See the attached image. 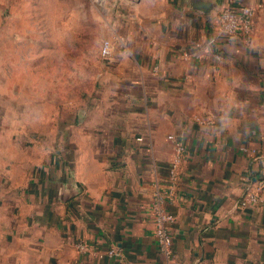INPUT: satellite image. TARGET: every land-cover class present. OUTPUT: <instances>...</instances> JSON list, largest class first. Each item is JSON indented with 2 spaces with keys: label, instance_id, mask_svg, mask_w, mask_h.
Instances as JSON below:
<instances>
[{
  "label": "crops",
  "instance_id": "0c3cea01",
  "mask_svg": "<svg viewBox=\"0 0 264 264\" xmlns=\"http://www.w3.org/2000/svg\"><path fill=\"white\" fill-rule=\"evenodd\" d=\"M188 1L111 3L113 54L96 49L70 107L66 78L57 102L0 101V264H163L156 198L175 218L174 264H264V189L239 205L264 180V0ZM225 5L254 9L250 36L220 33ZM169 135L185 147L173 182Z\"/></svg>",
  "mask_w": 264,
  "mask_h": 264
},
{
  "label": "rangeland",
  "instance_id": "374dc122",
  "mask_svg": "<svg viewBox=\"0 0 264 264\" xmlns=\"http://www.w3.org/2000/svg\"><path fill=\"white\" fill-rule=\"evenodd\" d=\"M111 2H131L150 11L167 5V0ZM105 18L90 0H0V101L11 102L12 92L19 91L25 103L33 98L57 102L53 89L63 78L69 107L76 97L85 99L89 83L80 84L104 39ZM33 87L34 93L29 89Z\"/></svg>",
  "mask_w": 264,
  "mask_h": 264
},
{
  "label": "built area",
  "instance_id": "2783aa9c",
  "mask_svg": "<svg viewBox=\"0 0 264 264\" xmlns=\"http://www.w3.org/2000/svg\"><path fill=\"white\" fill-rule=\"evenodd\" d=\"M93 5L97 6L100 11L105 14L107 7L112 3L111 0H90ZM254 25V9L249 6H242L240 8L231 5H225L218 15L219 31L223 35L235 36L243 35L250 36L253 32ZM114 41L111 38H105L100 44V57L109 58L113 54L115 48ZM198 48V46H196ZM183 59H187L188 55L184 54ZM214 58L219 61L220 56L214 55ZM174 144L175 154L168 167V176L171 182L175 180L178 166L181 163L185 147L182 142L172 135L168 136ZM264 189V180H258L249 185L243 196L239 201L242 207H254L261 202V192ZM152 215L154 219V239L158 252L163 257V264H174L173 245L174 233L170 230V225L174 222V217L167 213L161 207V199L156 198L152 205ZM75 247L79 253L85 254L89 248L83 243H76ZM107 255L113 258H119L121 255L119 251L109 250Z\"/></svg>",
  "mask_w": 264,
  "mask_h": 264
},
{
  "label": "water",
  "instance_id": "95a60500",
  "mask_svg": "<svg viewBox=\"0 0 264 264\" xmlns=\"http://www.w3.org/2000/svg\"><path fill=\"white\" fill-rule=\"evenodd\" d=\"M189 5L193 8V9H197L201 12L204 13H209L211 12L213 9H216V4L213 3L210 0H189ZM113 6L115 7L116 5L113 4ZM224 6H222L219 10V13L222 11ZM78 191L75 189L74 191H72L71 193V197H73L74 195H77Z\"/></svg>",
  "mask_w": 264,
  "mask_h": 264
}]
</instances>
